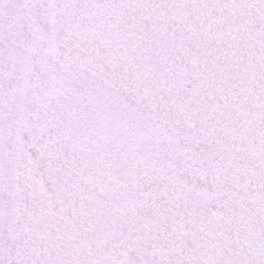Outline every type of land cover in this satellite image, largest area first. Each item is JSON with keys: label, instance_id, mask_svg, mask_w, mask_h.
Listing matches in <instances>:
<instances>
[{"label": "snow or ice", "instance_id": "snow-or-ice-1", "mask_svg": "<svg viewBox=\"0 0 264 264\" xmlns=\"http://www.w3.org/2000/svg\"><path fill=\"white\" fill-rule=\"evenodd\" d=\"M0 264H264V0H0Z\"/></svg>", "mask_w": 264, "mask_h": 264}]
</instances>
